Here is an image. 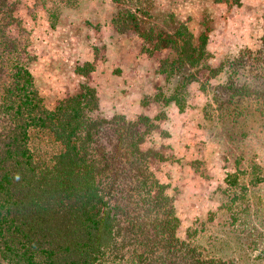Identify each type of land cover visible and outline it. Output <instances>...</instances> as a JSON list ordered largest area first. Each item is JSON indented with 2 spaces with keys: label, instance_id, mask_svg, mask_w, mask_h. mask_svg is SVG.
I'll use <instances>...</instances> for the list:
<instances>
[{
  "label": "trees",
  "instance_id": "1",
  "mask_svg": "<svg viewBox=\"0 0 264 264\" xmlns=\"http://www.w3.org/2000/svg\"><path fill=\"white\" fill-rule=\"evenodd\" d=\"M15 6L16 0H0V264H235L177 233L180 217L169 183L150 166L151 158L164 155L142 146L163 110L153 119L104 116L97 89L86 82L53 108L46 106L23 63L29 30ZM119 18L113 19L117 29L126 30L122 20L137 24L129 9ZM12 25L14 33L8 31ZM138 33L154 38L144 29ZM197 38L184 21L163 37L174 54L161 70L174 73L176 84L168 95L160 91L162 103L174 101L184 110L187 86L197 80L194 71L181 72L189 65L224 74L212 89L215 106L205 104L216 115L264 116V34L257 48L244 46L212 66L203 61L210 54L207 33ZM91 67L84 62L75 70L84 74ZM243 97L250 103L243 104ZM36 135L57 149L35 145ZM227 176L230 185H240L235 171ZM232 197L239 196L233 191ZM195 232L186 229L188 236Z\"/></svg>",
  "mask_w": 264,
  "mask_h": 264
},
{
  "label": "rangeland",
  "instance_id": "2",
  "mask_svg": "<svg viewBox=\"0 0 264 264\" xmlns=\"http://www.w3.org/2000/svg\"><path fill=\"white\" fill-rule=\"evenodd\" d=\"M207 1L210 0H200V4ZM179 3L185 9L192 0H16L15 11L29 30L23 63L33 73L43 102L50 108L60 97L79 91L82 82L96 88L93 83L101 71L105 93L124 103L119 112L112 111L114 103L106 111L107 103L98 99L102 115L122 113L135 119L142 114L153 119L163 110L155 120L159 126L147 133L142 146L157 148L164 155L163 159L151 158L150 166L160 180L169 183L167 192L180 217L178 235L189 238L206 254L235 264H264V116L256 111L236 118L230 113L216 115L212 89L225 76H211L209 68H182V73L194 71L197 76L187 86L184 110L190 114L182 126L177 127L179 120L172 121L168 103L164 105L162 97L158 98L160 91L168 95L176 84L174 73L162 72L161 63L174 54L163 37L171 34L180 21L194 32L196 43L201 31L207 33L210 54L203 61L217 65L244 46L255 49L260 45L264 2L261 0V5L245 16L236 11L241 19L229 29L237 33L232 37L224 34L228 22L217 23L205 11L207 7L198 20L191 14H181L183 10H177ZM128 9L137 24L122 20L126 30L117 29L113 19ZM15 29L12 25L8 31L14 33ZM139 29L151 32L154 38H144ZM245 35L250 42L243 41ZM127 44L128 49L123 48ZM84 62H89L91 69L84 74L76 72L75 67ZM119 62L122 66L116 64ZM253 78L249 74V79ZM131 94H135V101ZM125 95L130 99L125 101ZM242 101L249 104L250 98L243 97ZM164 123L171 128L162 126ZM173 127L188 136L182 144L175 138H165L175 135ZM31 142L41 148L57 149L56 143L44 135H36ZM233 171L242 187L230 185L227 180ZM233 191L239 196L235 201ZM188 227L196 228L194 235H187Z\"/></svg>",
  "mask_w": 264,
  "mask_h": 264
},
{
  "label": "crops",
  "instance_id": "3",
  "mask_svg": "<svg viewBox=\"0 0 264 264\" xmlns=\"http://www.w3.org/2000/svg\"><path fill=\"white\" fill-rule=\"evenodd\" d=\"M233 0H215V1H207L205 2V4H200V0H192V4L190 7H185V9H183L181 7V3H179V6L177 5V10H183L181 14H191L193 17L197 18L198 20L201 18V12L203 13V10L205 7L208 8V10H205L206 12H210V14H212V17H214V19H216V22H222V21H226L228 22L226 28L224 30V34L226 32V36L232 37L235 36L234 33L232 34L234 31L229 30V29H233L235 28L234 24L236 23L237 20L241 19V16L236 14V11H239L241 13L242 16H245L247 14H251L250 10H255V7L258 5H261V0H235L236 3L235 4H230L233 3ZM241 3L240 6H238V2ZM262 2H264V0H262ZM163 5H165L164 2H162ZM246 13V14H245ZM211 16V15H210ZM230 19H232L233 21H231ZM243 41L245 42H250L249 39H247V35H245V38L243 39ZM128 44L126 46H124L123 48H127L128 49ZM118 65L122 66V63H116ZM99 65V64H98ZM93 72V71H92ZM108 72L105 73V77H107ZM122 74V72H121ZM100 77L99 79H97L93 84H95L96 88H97V95L99 97L100 102L103 104L104 102L107 103L106 105V111H108L107 106H109L110 103H114V106L111 105L112 107V111L113 112H119L122 109V105L124 103H122V101L119 100V98H113L110 94H106L104 91V87H103V83L101 82V80L103 79V77L101 76V71L98 74ZM132 80H128L127 82H131ZM115 93V92H114ZM103 95L105 96V99H103ZM132 95V94H131ZM134 95H132L133 98ZM125 101L126 99H130V97L128 95H125ZM123 98V99H124ZM134 99V98H133ZM132 101V100H130ZM129 101V102H130ZM135 101V99H134ZM166 108L170 109V111L172 112V121L174 120H179L178 125L182 126L181 124H184L185 119H189V114L190 112L188 111V109L184 110V111H179L178 108L176 107L174 101H169L168 104L166 105ZM166 109V110H168ZM166 121V120H164ZM162 126L166 127L165 123L164 125L162 124ZM169 128H171L170 126H168ZM168 127H166L168 129ZM174 128V127H173ZM175 130V135L173 136H168L165 137L167 140H172L173 138H175V141L179 144H182L184 141V138L188 137L187 135H185L183 133V131L181 130L179 133L176 130V128H174ZM186 140V139H185ZM176 146V145H175Z\"/></svg>",
  "mask_w": 264,
  "mask_h": 264
}]
</instances>
